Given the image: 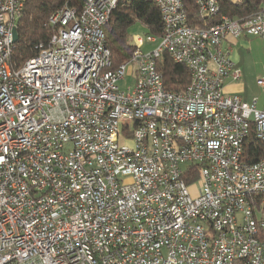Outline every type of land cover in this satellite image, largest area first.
<instances>
[{
    "label": "built area",
    "instance_id": "1",
    "mask_svg": "<svg viewBox=\"0 0 264 264\" xmlns=\"http://www.w3.org/2000/svg\"><path fill=\"white\" fill-rule=\"evenodd\" d=\"M119 1L53 13L46 47L12 71L27 0H0V264H264V198L249 203L264 195V157L244 161L251 128L264 143V110L223 88L240 77L223 44L264 42V1L231 19L192 0L215 18L197 28L183 0H151L162 36L133 37L113 68L105 27ZM163 54L189 72L184 90L164 88Z\"/></svg>",
    "mask_w": 264,
    "mask_h": 264
},
{
    "label": "trees",
    "instance_id": "2",
    "mask_svg": "<svg viewBox=\"0 0 264 264\" xmlns=\"http://www.w3.org/2000/svg\"><path fill=\"white\" fill-rule=\"evenodd\" d=\"M264 0H218L216 17L224 15L231 19H242L256 13ZM84 0H27L16 22L18 39L14 43L9 65L12 71L20 68L38 53L39 45L46 47L52 30L47 24L49 17L64 7L79 11ZM188 23L193 27L206 28L215 18L200 15L192 0H183ZM139 24L145 35L162 36L163 27L159 10L151 0H120L105 27L106 46L110 51L112 67H118L132 56L134 47L128 31ZM162 74L163 86L168 91L180 92L190 81L186 68L174 63L166 54L157 61ZM264 157V143H260L251 128L244 143V161L254 163ZM264 195H253L249 199L254 210L261 206Z\"/></svg>",
    "mask_w": 264,
    "mask_h": 264
},
{
    "label": "rangeland",
    "instance_id": "3",
    "mask_svg": "<svg viewBox=\"0 0 264 264\" xmlns=\"http://www.w3.org/2000/svg\"><path fill=\"white\" fill-rule=\"evenodd\" d=\"M130 40L135 37H145L144 29L139 25H133L128 31ZM248 49H245L242 54L241 65L245 67L248 72V81L246 82V95L247 98L244 100L245 103L251 104L254 98H257V110H263L264 105V91L256 86L255 82L258 78L264 77V42L257 38H252L248 40ZM154 45L146 43L142 50L144 52L149 51ZM134 77L126 79V81H120L118 83L119 87L124 88L127 84L132 83ZM240 80V79H239ZM241 79L239 82H242ZM191 194H195L196 187L189 188ZM258 218L263 217L264 219V209L257 215Z\"/></svg>",
    "mask_w": 264,
    "mask_h": 264
},
{
    "label": "crops",
    "instance_id": "4",
    "mask_svg": "<svg viewBox=\"0 0 264 264\" xmlns=\"http://www.w3.org/2000/svg\"><path fill=\"white\" fill-rule=\"evenodd\" d=\"M252 39L249 37H240L238 39L228 38L224 44L223 48L227 49L229 57L233 63V70L239 71V79L233 80L231 76H228L223 83L224 92L229 95H237L245 103L246 95V82L248 81V72L244 66L241 65L242 54L245 52V49H248V40ZM258 39V38H257ZM259 79V78H258ZM257 81V80H256ZM256 86L257 83L255 82ZM257 101V98H256ZM257 105V103H256ZM264 110V105H263ZM262 111V110H260Z\"/></svg>",
    "mask_w": 264,
    "mask_h": 264
},
{
    "label": "water",
    "instance_id": "5",
    "mask_svg": "<svg viewBox=\"0 0 264 264\" xmlns=\"http://www.w3.org/2000/svg\"><path fill=\"white\" fill-rule=\"evenodd\" d=\"M12 35H13V43H16V41L18 39V34H17V31H16V28L13 29Z\"/></svg>",
    "mask_w": 264,
    "mask_h": 264
}]
</instances>
